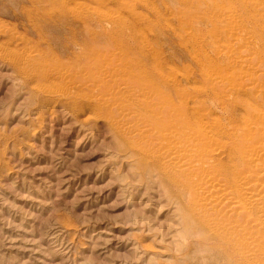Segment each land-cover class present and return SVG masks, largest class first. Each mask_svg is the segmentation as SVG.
Returning <instances> with one entry per match:
<instances>
[{
    "label": "rangeland",
    "instance_id": "rangeland-1",
    "mask_svg": "<svg viewBox=\"0 0 264 264\" xmlns=\"http://www.w3.org/2000/svg\"><path fill=\"white\" fill-rule=\"evenodd\" d=\"M108 63L150 80L136 79L137 103ZM248 72L264 81V0H0V264H264V242L259 260L226 246L183 182L92 102L98 92L142 119L153 114L140 100L187 104L235 169L264 134V89Z\"/></svg>",
    "mask_w": 264,
    "mask_h": 264
},
{
    "label": "bare ground",
    "instance_id": "bare-ground-1",
    "mask_svg": "<svg viewBox=\"0 0 264 264\" xmlns=\"http://www.w3.org/2000/svg\"><path fill=\"white\" fill-rule=\"evenodd\" d=\"M242 2H243V0H242ZM242 5H245V4H242ZM72 10H73V8H72ZM232 15L233 14H231V17H232ZM247 16L250 17L251 15H247ZM228 19H230V18H228ZM234 20H236V19L234 18ZM230 25H233V24L231 23ZM237 35H238V33H237ZM98 51H99V49H98ZM111 51H113V50H111ZM109 54H107V55H109ZM27 55H28V53H27ZM32 55H33V53H32ZM98 55L99 54H97L95 58H97V57L100 58ZM113 55H114V53H113ZM236 55H237V53H236ZM244 56H245V54H244ZM22 57H24V54L22 55ZM125 57H127L126 59L128 61L131 58V57L128 58V56H125ZM125 57L123 59H125ZM101 58H102V56H101ZM103 58H104V56H103ZM109 58L107 57L108 60H109ZM112 58H111V62H113L116 57L113 59V61H112ZM31 59H32V56H27L22 61H24V63H28ZM120 59H122V56ZM103 60H105V58ZM240 60H241V62L245 61L243 58H241ZM119 61H120L119 62L120 66H122V64H121L122 60H119ZM131 61L133 62V60H131ZM96 62L97 61L94 60L93 63H96ZM103 64H105V62ZM110 64L108 63L104 66H101V70L104 67L110 68L111 67ZM98 65H100V63ZM107 65H109L110 67ZM113 65L114 64L112 63V67H113ZM116 65H117V63L115 64L113 69H112V67L110 68V70H108V68H107V70H106L107 72L106 71L104 72V73H107L105 76H107L108 74L109 75L115 74V75H118L120 77V74H123V72H122V70H115L116 68L121 69V67L119 65H118L119 67H116ZM133 66H136V65L134 64ZM47 67H45V69ZM98 67H99L98 70H100V66H98ZM142 67H144V65ZM34 68H35V66H34ZM124 68H126V67H124ZM128 68H131V67H128ZM27 69H29V68H27ZM134 69H136V67H134ZM93 70H96V69H93ZM123 70H124V72H126L125 69H123ZM33 71H34V69L31 72L33 73ZM48 71L47 72L43 71L41 74H39L40 77L50 76L51 70H48ZM53 71H54V73H56L55 70H53ZM131 71H132V73L129 72L131 75L129 74L128 78L125 77L127 79V81L122 80L124 78L120 77L121 81L123 82V86H121L120 84H117L118 87H120L118 91L121 90L122 92L123 91L126 92L127 98H130V99L134 100V102L137 103V100L134 97H132L131 94L133 96L137 97L139 92L144 91L145 87L143 86L144 87L143 88L139 84L141 81H142L141 83H143L144 80L141 79L143 76H140L141 78L137 77L138 79H140V82H139V80L137 82V80H136L137 78H135L136 75L133 74V70H131ZM135 71L141 72V70H135ZM31 72H29V73H31ZM34 72L36 73L37 71H34ZM38 72H37V74H38ZM60 73H61V70H60ZM37 74H36V76H38ZM52 75L54 76V74H52ZM89 75H88V78L90 77L92 79L93 77H91ZM91 75H94V74H91ZM115 75H113V76H115ZM101 76L103 77V75H101ZM40 77H39V79H40ZM102 77L100 78L101 80L105 79V78H107V79L109 78V77H104V78H102ZM96 78L97 77H95V80H96ZM112 78H116V76L112 77ZM85 79H87V77L84 78L83 80H85ZM100 79H99V81H101ZM107 79H105V80L107 81ZM143 79H145V78H143ZM146 79H149V78H146ZM244 79H245V81L254 84L257 89L258 88L264 89V81H262L261 84L260 83L256 84L258 77L256 75H254L252 72H248L244 76ZM81 80H82V78H81ZM108 80H110V78ZM86 81L89 82L90 79L89 80L87 79ZM91 81H93V79ZM97 81H98V79H97ZM111 81L112 82L116 81V79L115 80L111 79ZM85 84L86 83L84 81V85ZM100 84H99V86L101 87L103 84L102 85H100ZM108 84H109V82H108ZM108 84H106L107 87H105L107 89H109L108 86H110ZM143 84L149 85L151 83L149 80L148 84H145V83H143ZM106 85L104 84V86H106ZM136 86H137V88H136ZM155 87L158 88L157 86H155ZM59 88H62V87L58 86V89ZM105 88L103 86L101 87V89H103V90ZM113 88H114V85L112 86L111 89H113ZM58 89H57V92H58V95L60 97L67 95V92L65 91L64 88L59 89V90ZM101 89H100V91H101ZM148 90L150 93L149 88H148ZM152 90H153V88H152ZM104 91L107 95V93H108V92H106L107 90H104ZM121 91H120V93H121ZM156 91H160V90H156ZM94 93H96V92H94ZM100 93H102V92H100ZM151 93L154 96V95L159 94L161 92H157V93L154 92L155 94H153V92H151ZM159 95H161V94H159ZM99 96H102V95H99ZM259 96L264 98V91L262 93H260ZM96 97H98V92L95 95V101H92V102L96 103V100H97V104L99 103L100 106L98 104L97 105L98 107L96 108L95 107L96 105L93 103L95 105L94 106L95 109L98 110V108L101 107L100 108L101 111H102V109H104L105 111H108V113H111V114H114L115 116H118L119 119H115L114 122H116L118 124V126L120 127V129L123 130V135L125 134L129 138L136 137L135 140H138V141L134 142V140H132L133 143H135V144L138 143V145H136V146L139 147L141 152L148 159L152 160L151 161L152 163L154 162L157 166H159V168H161L168 175L175 176L178 178V180L183 182V185H185L186 190L188 192H191L194 195V197L196 199V202H195L196 208H198L201 211V215L204 218L203 222H205V224L211 230H215L219 234V236L225 240L224 242H226V244H227L226 246H228L229 243H231L234 245V247L236 248L237 251H239V252H240V250L244 251V252L246 251V258L248 260H250L254 257H258L257 259L259 260V256L262 255V251L258 250L257 246H258L259 242H264V134H255L253 136V139H252V142L254 143L253 148H251L249 151H246L242 157L241 156L236 157V155H235V157H236L235 159H237V161L235 163V169H230V168L223 169L220 166V160H221L222 156L224 155L225 151L214 147V144L216 141L214 142V138L212 136L213 133L211 134L208 131V129L207 130L205 129V125H204L203 120L201 118H196L192 122L188 120L189 117H188L187 113L189 114V112H188L187 104L182 103V105H181L182 110L181 109L180 110L181 111L184 110L185 112L184 111L181 112V111H179V109H178L179 107L176 104H174V106L176 105L175 107H177V108L172 106L173 105L172 102L168 101L169 98L167 100L164 99L163 101H162V99H160V102H158L157 101L158 98H155V97H158V95H157V96H154V98L156 99L155 102H148V100H140V101H138V103L141 106L138 105L139 106L138 108L143 106L142 108L149 109V110H147L149 112H150V110H152L151 112L153 115L151 114L152 118L148 117L146 119H142V117H139L140 118L139 119V118H134V112L131 113V111H127L128 113L129 112L131 113V116L129 115L130 113L128 114V113H126V111L124 112V109H122L124 106L122 108L118 104L108 106L107 105L108 102L104 99V97H103V99H100V100L96 99ZM162 97H164V96H162ZM123 98H124V96H123ZM91 100H93V99L91 98ZM169 100L171 101L173 99H169ZM173 102H174V100H173ZM178 105H180V104H178ZM127 107H130V105ZM135 107H137V104ZM131 108H134V107L132 106ZM145 109H144V112H146ZM137 110H139V109H136L135 112H137ZM141 111H143V110H141ZM197 111H200V109L192 106V114H193V112H197ZM254 112L257 116L258 122L264 127V110L254 109ZM137 113H135V115ZM132 114H133V116H132ZM141 115L143 116V113H141ZM145 116L146 115H144V117ZM117 124H116V126H117ZM127 140L130 141L129 139H127ZM259 148L262 151H257V149H259ZM135 150H137V149L135 148ZM220 153H221V155H220ZM234 154H235V152H234ZM238 166L245 167V168H247V170L242 172L241 170L243 168H241L240 170L236 169ZM164 177H165V175H164ZM181 182H180V184H181ZM198 223H199V221H198ZM207 230H208V228H207ZM213 238H215V237H213ZM216 240H218V239H216ZM222 243H223V241H222ZM222 245L223 244H221L220 247ZM224 249L222 248V250H224ZM262 249H264V248H262ZM221 252H223V251H221ZM235 255H236V253H235Z\"/></svg>",
    "mask_w": 264,
    "mask_h": 264
}]
</instances>
